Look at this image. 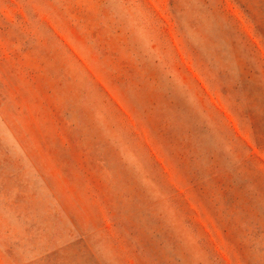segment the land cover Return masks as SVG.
Wrapping results in <instances>:
<instances>
[{
  "label": "rangeland",
  "instance_id": "obj_1",
  "mask_svg": "<svg viewBox=\"0 0 264 264\" xmlns=\"http://www.w3.org/2000/svg\"><path fill=\"white\" fill-rule=\"evenodd\" d=\"M0 264H264V0H0Z\"/></svg>",
  "mask_w": 264,
  "mask_h": 264
}]
</instances>
